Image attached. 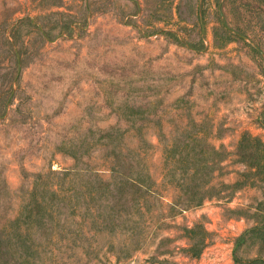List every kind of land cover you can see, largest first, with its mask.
Listing matches in <instances>:
<instances>
[{
    "label": "rangeland",
    "instance_id": "374dc122",
    "mask_svg": "<svg viewBox=\"0 0 264 264\" xmlns=\"http://www.w3.org/2000/svg\"><path fill=\"white\" fill-rule=\"evenodd\" d=\"M245 136L261 170L264 0H0V264H264ZM179 144L224 156L219 193L171 211Z\"/></svg>",
    "mask_w": 264,
    "mask_h": 264
},
{
    "label": "trees",
    "instance_id": "16d2710c",
    "mask_svg": "<svg viewBox=\"0 0 264 264\" xmlns=\"http://www.w3.org/2000/svg\"><path fill=\"white\" fill-rule=\"evenodd\" d=\"M247 137V138H246ZM252 138L245 136V138L239 144V150L237 151L241 159L246 162L251 168H256L254 172L245 171L242 173L243 177L250 175L249 173L255 175H261L262 181H264V166L260 170V164L257 163V153H252L253 155H248L244 152L249 150L248 148ZM249 141V142H248ZM255 142L259 143V139L255 138ZM188 145V143H186ZM222 148L212 147L209 150L206 148H201L197 151L193 146L188 147V149L183 147L181 144L173 145L169 149L167 148V160L164 161V173L163 182L160 184L163 186L166 184V188H173L180 190L174 194L172 193L171 202L168 204L169 209L174 211L186 210L192 207L201 206L207 199L215 197L219 191H217L214 183L212 182L213 174L215 169L218 167L221 160H223L224 153L220 150ZM131 151H133L131 149ZM208 152V153H207ZM114 162V163H113ZM141 165V167H139ZM139 168L143 175L132 177L131 173L127 171L128 169L133 170L134 167ZM112 173H115L124 178V184L129 182L130 187H134L135 190H140L143 192L144 196L155 198L156 196H163L156 188L161 187L157 183V180L153 179L150 167L145 164L142 165L141 161H132V163H125L124 161H111L108 168ZM90 174H95V169L91 168ZM98 170H100L98 168ZM140 172V173H141ZM139 173V174H140ZM242 183V182H241ZM223 184V183H222ZM238 184V183H237ZM235 184V186L237 185ZM261 216L264 218V211H261ZM259 232L260 236L263 234L264 226H255L253 231ZM188 232H194V229H187ZM263 239L264 237L261 236ZM197 253V252H195ZM261 260V261H260ZM264 263L263 259L257 258L256 262Z\"/></svg>",
    "mask_w": 264,
    "mask_h": 264
}]
</instances>
